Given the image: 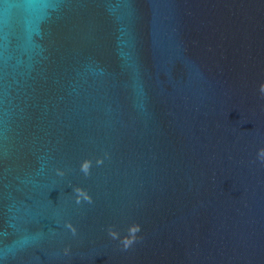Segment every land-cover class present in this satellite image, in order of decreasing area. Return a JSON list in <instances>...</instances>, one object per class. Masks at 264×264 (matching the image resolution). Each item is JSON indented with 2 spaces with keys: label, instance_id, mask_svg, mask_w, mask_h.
I'll list each match as a JSON object with an SVG mask.
<instances>
[{
  "label": "water",
  "instance_id": "obj_1",
  "mask_svg": "<svg viewBox=\"0 0 264 264\" xmlns=\"http://www.w3.org/2000/svg\"><path fill=\"white\" fill-rule=\"evenodd\" d=\"M262 83L264 0H0V264H264Z\"/></svg>",
  "mask_w": 264,
  "mask_h": 264
},
{
  "label": "clouds",
  "instance_id": "obj_2",
  "mask_svg": "<svg viewBox=\"0 0 264 264\" xmlns=\"http://www.w3.org/2000/svg\"><path fill=\"white\" fill-rule=\"evenodd\" d=\"M258 91H259V93L262 96H264V83H262L259 86ZM256 158L258 160H260L262 163H264V147H260V148L257 149ZM102 163H103L102 159H97L96 160V164L97 165H100ZM91 165H92V162L90 160H88V159L83 160L81 162V164H80V171L85 176H87L89 174ZM56 171H57V175H59V176H63L64 175V172L61 171L60 169H57ZM73 192L75 193V202L77 204L81 203V200L87 201L88 203H91V197L88 195V193L85 190H83V189H81L79 187H76V188L73 189ZM65 226L71 231V233L73 235L76 234V229H75V227L72 226V224L66 223ZM140 231H141V229H140L139 225H130L129 229H128L129 235L121 237L117 231L113 230L112 227H109L108 228V235L112 239H119V241H120L121 245L123 246V248L125 250H127L136 241V234L139 233ZM68 252H69V249L65 248L64 249V254L67 255Z\"/></svg>",
  "mask_w": 264,
  "mask_h": 264
}]
</instances>
